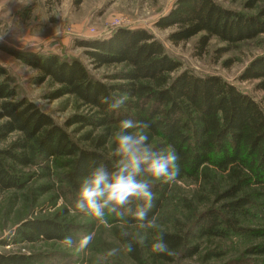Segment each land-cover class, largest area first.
I'll list each match as a JSON object with an SVG mask.
<instances>
[{
    "label": "trees",
    "instance_id": "trees-1",
    "mask_svg": "<svg viewBox=\"0 0 264 264\" xmlns=\"http://www.w3.org/2000/svg\"><path fill=\"white\" fill-rule=\"evenodd\" d=\"M82 2L74 0L73 4L79 6ZM242 2L243 10H235L217 0H176L156 26H176L169 35L176 43L199 36L198 54L214 37L232 45L253 40L264 33V0ZM79 45L86 48L87 58L96 67L119 68L113 75L119 82L105 86L78 60L67 62L54 57L35 66L59 85L53 98L75 95L103 113L104 119L96 123L102 133L97 137L90 133L85 136L91 142L89 148L74 141L36 104L18 99L6 69L0 65V199L7 191L24 193L30 182L39 177L26 169L37 166L40 170L45 167L47 174L52 173L53 177H40L51 178L66 204L73 207L83 177L101 163L111 170L113 130L118 129L120 120L148 121L149 142L164 149L171 145L180 157L177 180H194L201 188L209 189L213 201L194 220L190 217V225L176 220L168 229H141L130 213L125 217L127 223L115 215L107 216L122 228L140 233L124 237L121 228H114L122 253L133 264H188L184 260L197 259L201 242L207 239L214 251H207L197 263L189 264H207L213 259L212 264H235L244 259L264 264V108L220 76H198L189 69L174 73L181 63L166 53L163 43L147 29L123 26L108 36L81 40ZM242 75L245 79L263 78L264 86V56L255 58ZM114 95L127 96L119 111L110 110L102 102L105 96ZM15 132L19 137L3 145ZM211 176L219 181L210 182ZM173 183L153 184L156 199L149 219L155 217L156 223L163 218ZM54 187L40 184L33 201ZM132 208L135 211V204ZM254 212H260L263 219H255L261 224L250 227L246 222L253 219ZM68 215L69 211L63 209L52 217L27 219L18 226L17 238L30 244L40 241L65 244L64 237L71 236L72 245H81L92 224L68 220ZM160 231L165 233L174 255L152 251ZM139 238L143 244L135 243ZM234 239L243 243L244 249L238 258L228 259L225 242ZM129 242L133 243L131 252L125 249ZM44 257L0 251V264H54L45 262Z\"/></svg>",
    "mask_w": 264,
    "mask_h": 264
},
{
    "label": "rangeland",
    "instance_id": "rangeland-1",
    "mask_svg": "<svg viewBox=\"0 0 264 264\" xmlns=\"http://www.w3.org/2000/svg\"><path fill=\"white\" fill-rule=\"evenodd\" d=\"M175 1L83 0L79 6H74V0H0V65L6 69L10 86L15 89L18 99L36 104L74 141L80 142L85 148L91 147V142L85 138L87 134L97 137L102 133L96 123L104 119L103 113L97 107L78 100L75 95L53 98L52 94L57 91L59 85L35 65L54 57L67 62L78 60L93 77L105 86H110L119 82L113 76L119 68L96 67L87 58L86 48L79 45V41L108 36L116 28L123 26L132 29L144 28L152 32L163 43L166 53L181 63V67L174 73L189 69L198 76H220L250 95L264 108L263 78L245 79L242 75L255 58L264 56V33L253 40L234 45L214 37L202 54H198L196 43L199 36L176 43L169 39L176 26H156L160 18L172 9ZM217 1L228 8L243 10L242 0ZM113 131L116 132L117 129ZM19 135L18 132L13 133L3 145H7ZM26 172L35 173L39 177L30 182L24 193L7 191L0 199V244L5 240L3 245H0L1 252L42 254L45 256V262L54 264H133L122 253L113 231L118 227L128 235L138 236V230H127L110 219L104 223L89 215L75 212L74 206L66 204V200L58 192L56 183L49 177H40L52 176V173H45V167L43 170L37 166L28 167ZM210 179V182L219 181V178L215 179L214 176ZM43 183L54 184L55 187L43 194L39 200L33 201V195L38 194L36 187ZM209 186L211 187V183ZM212 201L213 195L209 193V189L201 188L192 179H179L173 183L172 193L162 212L163 218H160V223H156L157 228H171V224L176 220L190 225V217L193 216L194 220L212 204ZM63 209L69 211L68 220L92 224L91 242L82 250L80 245L69 246L54 241L30 244L17 238L16 230L23 221L52 217ZM260 218L263 219L261 213L254 212L253 219L246 223L250 227H256L261 222L255 219ZM144 235L141 234L142 237ZM84 237L86 236L81 237V242ZM209 246V241L203 239L198 258L207 254V251H214L213 247ZM113 248L119 249L118 253L114 256L108 255ZM225 249L226 258L235 259L243 251L244 244L235 239L231 243L226 241ZM198 258L184 262L197 263ZM245 260L247 259L236 261L235 264H255ZM213 262L215 259L207 264Z\"/></svg>",
    "mask_w": 264,
    "mask_h": 264
},
{
    "label": "clouds",
    "instance_id": "clouds-1",
    "mask_svg": "<svg viewBox=\"0 0 264 264\" xmlns=\"http://www.w3.org/2000/svg\"><path fill=\"white\" fill-rule=\"evenodd\" d=\"M126 95L105 96L103 103L112 111L123 109ZM151 123L130 118L120 120L115 132L112 157L114 162L111 170L103 163L93 168L82 178L77 198L75 212L89 215L96 220L107 223V216L115 215L124 223L125 217L131 214L139 222L141 229L156 228L155 217L149 219V212L155 206L156 194L152 191L157 181L163 183L175 182L180 175L179 155L176 149L169 145L166 149L157 148L149 142L148 129ZM135 204V211L132 205ZM127 237V232H122ZM92 234L84 237L82 250L91 242ZM65 244L71 246V236L64 237ZM143 239L135 243L143 244ZM128 252L133 251V243L125 245ZM119 249L113 248L108 255H116ZM152 251L156 254L174 255L165 240V233L160 231Z\"/></svg>",
    "mask_w": 264,
    "mask_h": 264
},
{
    "label": "water",
    "instance_id": "water-1",
    "mask_svg": "<svg viewBox=\"0 0 264 264\" xmlns=\"http://www.w3.org/2000/svg\"><path fill=\"white\" fill-rule=\"evenodd\" d=\"M2 242V241H1Z\"/></svg>",
    "mask_w": 264,
    "mask_h": 264
}]
</instances>
